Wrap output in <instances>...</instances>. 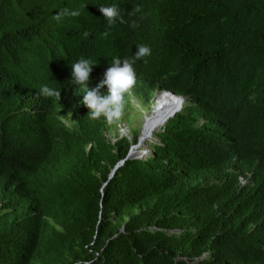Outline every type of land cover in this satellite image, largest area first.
Segmentation results:
<instances>
[{
    "label": "trees",
    "instance_id": "1",
    "mask_svg": "<svg viewBox=\"0 0 264 264\" xmlns=\"http://www.w3.org/2000/svg\"><path fill=\"white\" fill-rule=\"evenodd\" d=\"M114 57L184 98L147 157L71 83ZM0 264H264V0H0Z\"/></svg>",
    "mask_w": 264,
    "mask_h": 264
},
{
    "label": "clouds",
    "instance_id": "2",
    "mask_svg": "<svg viewBox=\"0 0 264 264\" xmlns=\"http://www.w3.org/2000/svg\"><path fill=\"white\" fill-rule=\"evenodd\" d=\"M99 11L107 20L109 25L115 23L117 18H120L121 23L124 22L116 5L100 6ZM137 11H139V8H137ZM63 15L79 16L80 12L78 10L71 12L64 10L57 14L56 19H60ZM85 35H87V33H85ZM103 35L107 36L108 33L105 32ZM150 54L151 49L146 45H141L137 48L133 57L134 60H139L149 56ZM134 60H121L120 58L114 57L111 66H109L104 73L103 81L98 84L95 89L91 90L87 87V83L89 82L93 67L92 61L81 58L79 61L72 64L71 83L72 85L82 87L84 89L83 100L81 103L88 109V118L92 120L104 118L106 123L109 125L118 124L121 121L126 105L125 98L132 93V90L137 82L136 73L133 68ZM105 85L107 86L108 94L106 96H102L99 94V90ZM161 92L162 91L159 93ZM38 95H42L46 98H54L58 101L60 98V90L49 88L47 85H44L41 87ZM70 116H61L63 122L69 127L72 123H75L70 119ZM65 117H67V119H64Z\"/></svg>",
    "mask_w": 264,
    "mask_h": 264
},
{
    "label": "rangeland",
    "instance_id": "3",
    "mask_svg": "<svg viewBox=\"0 0 264 264\" xmlns=\"http://www.w3.org/2000/svg\"><path fill=\"white\" fill-rule=\"evenodd\" d=\"M158 94L159 91L154 93L152 98L149 100H146L143 97L141 98H137L134 96L126 97L124 115L121 121L118 123L117 129L114 128L112 130V134L115 135L118 133L121 136H129V138H131V133L133 130L139 131L140 134L144 123H145V129L148 125L151 124V121L149 119L151 118L152 111H155L154 114H152L153 115L152 119H155L156 116L160 115V113L170 111L173 109L172 107L176 106L173 105L174 104L173 101L175 99L172 100V98L170 99V97H165L163 102L155 103ZM160 128H158L153 134H151L152 136L150 135L149 137H145L146 133L145 131L143 132L142 130V132L144 133L143 134L144 141L142 140L143 143L139 147H136L133 150V153L131 154L130 157L133 156L140 157L141 155L144 157L149 156L150 155L149 145L151 142H154L153 135L156 132H158Z\"/></svg>",
    "mask_w": 264,
    "mask_h": 264
},
{
    "label": "water",
    "instance_id": "4",
    "mask_svg": "<svg viewBox=\"0 0 264 264\" xmlns=\"http://www.w3.org/2000/svg\"><path fill=\"white\" fill-rule=\"evenodd\" d=\"M162 92H165L166 94H169V95H171V96H173L174 98H176L175 100H178V105L175 107V108H173L172 110H170V111H166V112H163V113H160V117L157 119V121L155 122V123H153L152 125H151V128H150V130L148 131L149 133L150 132H152V130H153V128L155 127V126H157L159 123H167V121L169 120V119H171V118H173L181 109H182V105H183V102H184V98L183 97H180V96H178V95H176L174 92H171V91H162ZM145 125V124H144ZM144 125H143V127H142V130H143V128H144ZM142 130H141V133H140V135H139V138H138V142H137V144L136 145H134V146H132V148L130 149V151H129V153H128V155H127V158H130V156H131V154L133 153V150L136 148V147H139L141 144V141L144 139L143 137H142ZM123 164V161H121L120 162V164H118L116 167H115V169L112 171V173H111V175H110V177H112L113 176V174H114V171L119 167V166H121Z\"/></svg>",
    "mask_w": 264,
    "mask_h": 264
},
{
    "label": "bare ground",
    "instance_id": "5",
    "mask_svg": "<svg viewBox=\"0 0 264 264\" xmlns=\"http://www.w3.org/2000/svg\"><path fill=\"white\" fill-rule=\"evenodd\" d=\"M160 94H166L165 92H161V93H159L158 95H157V97L160 95ZM169 95V94H168ZM156 97V98H157ZM168 97H170V99L172 98V100H174V99H176V98H174L173 96H168ZM156 101V100H155ZM174 102V104L173 105H178V100H174L173 101ZM156 103V102H155ZM176 106H174V107H172V108H175ZM154 112L155 111H152V113H151V118L149 119L150 121H151V124L150 125H148L147 127H146V129H145V125H144V129H143V132L145 131V137H149L151 134H153L158 128H160L162 125H164L165 123H159L157 126H155L154 128H153V130H152V132H148L149 130H150V128H151V125L153 124V123H155L156 121H157V119L160 117V115L159 116H156V118L155 119H152V114H154ZM145 124V123H144ZM142 132V137H143V133ZM144 141V140H143ZM143 141H141V143L140 144H142L143 143Z\"/></svg>",
    "mask_w": 264,
    "mask_h": 264
}]
</instances>
